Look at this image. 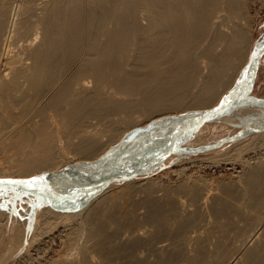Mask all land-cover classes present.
I'll use <instances>...</instances> for the list:
<instances>
[{"label": "bare ground", "instance_id": "1", "mask_svg": "<svg viewBox=\"0 0 264 264\" xmlns=\"http://www.w3.org/2000/svg\"><path fill=\"white\" fill-rule=\"evenodd\" d=\"M250 1L0 0V178L55 170L66 155L92 160L122 137L100 158L109 155L104 165L97 160L40 174L54 182L92 176L142 156L172 127L183 129L195 111L219 102L246 63ZM255 102L236 103L205 122L178 154L219 147L228 139L194 146L228 124L249 132V143L263 141L264 103ZM171 111L180 115L162 119L165 136L148 144L161 137L157 122L138 128L139 122ZM240 163L237 179L223 187L227 204L210 194H216L211 180L199 177L175 192L128 180L88 201L87 194L56 196L64 185L41 194L38 208L48 205L40 218L78 220L76 242L57 264H264V153ZM14 220L5 226L6 250L26 232L22 222L11 234Z\"/></svg>", "mask_w": 264, "mask_h": 264}, {"label": "rangeland", "instance_id": "2", "mask_svg": "<svg viewBox=\"0 0 264 264\" xmlns=\"http://www.w3.org/2000/svg\"><path fill=\"white\" fill-rule=\"evenodd\" d=\"M251 1L250 3L247 4V8H248L247 10L250 18L251 29H252L250 53L254 46L255 40L260 36V34L264 32V0H251ZM250 53L249 56L247 57L246 63L248 62ZM246 63L244 65H246ZM244 65L242 67H244ZM241 70L242 68L239 70V72ZM230 87L228 89H230ZM227 90H225V92ZM248 99H250L251 101L255 100L256 101L255 103L258 102L264 103V54L259 61L258 71L256 78L253 82V85L249 90V92L246 93L241 98L240 102L243 103V101H246ZM189 111L181 112V114ZM175 115H180V112H172V111L164 112V113L156 114L149 119H145L139 122L138 128H146L152 123L157 122L155 126L157 129H159L158 133L161 135V137L156 138L153 141H150L148 144L154 143L157 140L161 139L163 136H165V133L163 135L161 134L164 129L159 128L164 123L162 119L168 118V116L173 117ZM232 125L228 124L223 126V128L217 129L216 131L213 132L210 131L209 135L206 138H204L199 144H196L194 146L197 149L205 145V143L207 142L216 143L218 139H219L218 141L228 139L227 142L225 141L219 147L214 149L209 148V150H204V151L203 150L197 151L195 154L190 153L188 156H184V155L180 156V154L177 153L176 155L172 156V158L169 161H167V163L161 169L149 175L137 177L133 180H130L132 182L130 181L129 182L132 183L133 186H135L137 182L143 183L148 180V181H152L154 185L158 183L160 185V188H162L161 185L165 186L164 188L167 187L166 188L167 190L162 188V190L164 189L166 192H169V189L173 190L172 186H175L176 188L174 187V190L170 191V192H175V189H177L180 186V183L182 184L184 180L187 181L191 177H192L191 179L204 178L208 181L211 180L210 181L211 187L213 190H215L216 194H214V191L213 192L210 191L211 192L210 194L213 193V195H217L218 198L221 200V202H225L227 204V202L224 200L226 196L223 194L224 191L223 187L226 184L237 179L236 176L239 174V171H241L240 161L247 160L248 158L250 159V156H261L264 153V143H263L264 140L261 141L257 139V141H255L256 139L254 140L252 139L251 142L249 143L248 135H250V133L245 132L244 134H242L240 126L239 127L234 126L232 128ZM259 132L260 131L257 130L251 131V133H259ZM235 135L236 138L234 137ZM121 140L122 137H119V139L112 142L108 147L103 148L100 154L92 160H84V159L72 157L71 155H66L64 162L57 169L50 171L41 170L36 173H33L32 176L40 175L42 173H49L53 171L57 172L66 167H70V166L72 167L80 163L86 164L89 162L97 161L107 151H109L111 147H113L116 144L118 145L121 142ZM102 141L105 142V138H102ZM245 141L249 143L246 146L245 144L247 143ZM254 141L256 144L254 143ZM251 144L254 145L252 146L253 149H255L256 147L255 150L251 149L252 150L251 151L249 149ZM247 149L250 150L249 153L247 152L248 151ZM203 158H205V160ZM8 177L17 178L18 176L17 174H11ZM115 183L116 184L111 183L113 185L108 186V190H112L115 187L123 186V183L125 182H115ZM158 184H156V186H158ZM3 192L5 193H0V210L1 209L4 210V212L2 210L1 211L5 214L4 215L5 220L0 222V257L3 258L4 254H6V256L9 257L6 258L5 256L3 259L0 258V264H57L62 260H64L68 251L71 250V245H72L71 242H76L77 234L75 230L79 227L77 224L78 220L77 219L75 221L72 220L73 222L67 223L66 219L69 216L65 214L63 218H59V219L55 215L49 216L46 219L40 218L42 208H44L43 206L48 205L47 203L40 204V206L42 205L41 206L42 208L39 209L38 208L39 202H36L37 200H35V198L32 199L31 202V200L27 201V197H25L27 196L26 194L25 196H21L20 194H15L17 193L15 191H9L7 193L6 191ZM160 192L161 191H159V193ZM139 193L140 196L138 195ZM142 196L143 194L141 192L136 191L134 193V197H136L135 200L141 199ZM209 196L211 197V199L209 197L206 199V201L209 199L206 202L207 205H209V202H211L212 198L214 197L212 195ZM186 200L190 202L192 205L195 204L190 200V197H186ZM81 208L82 206L80 205V207H74L72 211ZM65 210L64 212L70 211V209H65ZM14 219H16V224H15L16 226H14V231L11 234L16 235L18 233V231L20 230L19 227L21 228V226L18 227V225L21 224L22 222L23 223L25 222L24 231L26 232H24L25 234L23 235V239L20 244L17 240V242L14 245H11L12 247L10 246L11 250H6V246L10 242L7 239L8 238L7 233H5V229H6L5 226L9 227L12 224V221L13 222L15 221ZM30 240H33V243L31 244L32 246L30 245V247H28L27 245H29L28 243Z\"/></svg>", "mask_w": 264, "mask_h": 264}, {"label": "water", "instance_id": "3", "mask_svg": "<svg viewBox=\"0 0 264 264\" xmlns=\"http://www.w3.org/2000/svg\"><path fill=\"white\" fill-rule=\"evenodd\" d=\"M263 54L264 32L255 40L248 62L239 72L230 89L221 96L219 102L208 110L195 111V116L191 118L190 124H187L183 129L179 130V124L177 128L172 127L174 129L172 130L171 128L172 131L170 130L167 138L159 142L157 146L142 156H138L136 159L129 162L124 161V163H121L120 166L114 169H106L107 167L104 169V167H100L98 170L99 172L97 171L98 173H94L92 175L93 177L89 175L90 173H87L85 175L81 174L82 176L80 179L75 178L74 180L69 179L54 182L40 175H35L30 178H0V182H3L0 183V191L13 190L31 195L38 200V198L41 199V194L53 195L55 194L53 190L56 187L59 188V185H64L62 187L63 190L57 192L56 196L71 199L79 195L87 194L89 195L87 197L85 196L87 200L94 197V195L104 190L113 182H125L137 177L149 175L161 169L172 156L176 155L184 145L193 139L194 135L205 122L214 120L229 107L239 103L241 98L249 92L256 78L259 61ZM187 114L188 113L183 114L181 117ZM107 158H109V156L98 160L95 164L103 163L104 165ZM95 164L91 166H95ZM100 170L103 171L100 172ZM44 200L46 201L48 199ZM82 204H85V201L80 203L76 202L72 206L79 207Z\"/></svg>", "mask_w": 264, "mask_h": 264}, {"label": "snow or ice", "instance_id": "4", "mask_svg": "<svg viewBox=\"0 0 264 264\" xmlns=\"http://www.w3.org/2000/svg\"><path fill=\"white\" fill-rule=\"evenodd\" d=\"M0 183H3V182H0ZM10 183V182H9ZM29 186H31V185H29Z\"/></svg>", "mask_w": 264, "mask_h": 264}]
</instances>
